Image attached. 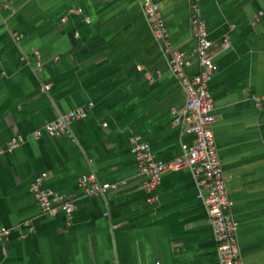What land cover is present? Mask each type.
<instances>
[{"label":"crops","instance_id":"crops-1","mask_svg":"<svg viewBox=\"0 0 264 264\" xmlns=\"http://www.w3.org/2000/svg\"><path fill=\"white\" fill-rule=\"evenodd\" d=\"M155 2L165 41L143 0H0V264H222L200 179L189 168L168 172L149 192L129 144L139 136L169 162L196 143L186 92L168 68L174 50L188 77L198 74L196 19L215 67L213 132L239 257L264 264V103L253 100L264 97V0ZM82 109L75 142L32 139ZM13 139L22 142L10 151ZM41 173L46 189L73 202L72 216L41 211L31 193ZM83 175L107 194L86 195Z\"/></svg>","mask_w":264,"mask_h":264},{"label":"built area","instance_id":"built-area-1","mask_svg":"<svg viewBox=\"0 0 264 264\" xmlns=\"http://www.w3.org/2000/svg\"><path fill=\"white\" fill-rule=\"evenodd\" d=\"M202 1V0H195ZM143 13L146 21L156 39L165 41L168 33L162 19L159 5L155 0H143ZM83 10L70 9L62 19L71 15H81ZM194 31L198 39L197 60L199 71L195 78H189L186 68L189 62L181 53L171 50L168 59V68L174 77L180 82L187 96L188 113L192 119V132L195 134L196 143L186 154L172 161H157L149 152V145L144 143L139 136H131L130 148L136 159L138 167L148 180L147 191H154L162 181V176L168 172L179 171L184 168L191 169L195 176L200 179L201 191L199 198L209 206L212 215L215 235L218 242V251L222 264H244L239 257L237 240V225L231 214V199L224 179L221 159L217 151L213 126L215 124V106L210 93L209 84L214 73V64L210 55V42L205 25L198 19L194 21ZM165 45L169 46V43ZM228 47V39L225 37L223 48ZM35 56L38 52L34 51ZM40 68V63H36ZM159 73H156L158 77ZM146 79H150L146 75ZM258 107H262L264 97L253 99ZM92 105H89L91 108ZM87 117V110L71 111L67 115L55 119L44 125L40 130L32 133V139H39L43 135L50 137H67L75 142L72 125ZM22 142L21 139H13L8 144V150H15ZM2 154V151H0ZM45 173L38 175L32 185L31 193L41 211L49 216L63 213L72 216L75 205L63 195L55 193L44 187ZM78 185L86 195H105L108 187L99 183L93 175H83L78 179ZM28 227V226H25ZM5 233L0 231V241Z\"/></svg>","mask_w":264,"mask_h":264}]
</instances>
